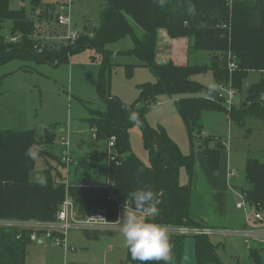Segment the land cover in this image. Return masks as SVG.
<instances>
[{"label": "trees", "instance_id": "1", "mask_svg": "<svg viewBox=\"0 0 264 264\" xmlns=\"http://www.w3.org/2000/svg\"><path fill=\"white\" fill-rule=\"evenodd\" d=\"M102 1L105 6L100 11L98 26H93L91 33L85 30L71 44L65 39L57 42L37 36L41 23L30 18L25 8L12 9L11 0H0V26L7 20L12 23L9 36L0 35V64L33 58L59 65L86 48L99 52L103 59L98 94L106 102L107 108L105 111L93 110L87 121L96 134V140L109 142L111 137H116L114 151L118 154V161L95 154L78 158L73 170L75 176L82 170L92 174L95 179L85 177L72 181L70 194L79 213L85 216L90 212L106 210L110 218H114V203L108 200L111 192L133 209L132 194L148 186L158 201L154 205L157 213L151 216L156 222L170 226L201 225L189 217L191 184L183 185L179 179L183 167L190 179L193 175L196 148L193 133L199 134L197 147L204 150L211 169L217 172L225 146L221 140L211 136L203 138L202 113L207 110L224 111L232 121L242 125L248 117L264 120V76L247 87L246 104L228 108L216 88L209 94L210 86L195 80L194 75L211 70L217 83L229 79L233 88L241 91L250 71L264 72V0H232L231 3L228 0H166L163 7L155 0ZM42 4V0H31L33 13L40 16L36 12ZM129 17L142 30L141 34L131 24ZM49 24L51 31L53 26ZM44 31H48L46 26ZM14 36L18 37L16 42L10 40ZM127 36L132 37L133 47L120 54L136 56L157 76L156 82L139 85V96L131 103L112 95L110 78L106 79L107 69L111 70L116 65L112 59L114 52L108 46ZM167 37L171 41L189 39L190 48L212 52L210 64L191 65L172 57L167 59V42L163 40ZM159 49L164 50V56H159ZM228 53L237 62L232 72L228 69ZM125 67L126 75L132 77L135 64ZM162 94L178 97L177 108L192 139V150L188 154L182 152L163 126L148 124L149 107ZM130 112L137 113L140 118L138 126L149 154L150 166L131 151L130 130L137 124L129 120ZM55 140L52 127L42 137L35 129H0V219H55L66 196L64 172L49 166L44 169L43 181L30 180V172L36 164L33 149L38 144L51 145ZM29 150L31 155H28ZM40 154L53 156L48 151H41ZM57 159L62 165L60 157ZM245 172L250 187L242 191L250 202L264 211V162L248 158ZM18 235L17 229L0 227V264H25L27 246L33 241L27 231H23L20 238ZM170 236L172 264H182L185 241L189 237ZM192 238L196 241L197 264L217 261L215 246L209 236ZM250 255L257 264H261L257 251H252ZM127 261L139 264L132 260L129 251Z\"/></svg>", "mask_w": 264, "mask_h": 264}, {"label": "rangeland", "instance_id": "2", "mask_svg": "<svg viewBox=\"0 0 264 264\" xmlns=\"http://www.w3.org/2000/svg\"><path fill=\"white\" fill-rule=\"evenodd\" d=\"M42 3L36 12L40 16L33 13L31 0H11L10 3L12 9L25 8L30 18L38 24L42 23L38 26L37 36H40V33L44 36L47 22L58 26L59 24L55 22L57 15L67 9H69L73 25L77 23V28L82 29L81 33H84L90 25L98 26L100 11L105 6L102 0H42ZM129 21L141 34L142 30L131 17ZM11 24V20L5 21L0 26V35L9 36ZM58 30L63 36L65 35L64 27ZM51 33L57 35V30L52 28ZM174 44L177 52L174 54L175 60L185 62V45L183 43ZM132 47L131 36L108 46L114 52L112 59L116 64L111 70L106 71V79L110 78V92L127 103L134 102L138 98L140 84L157 81L155 73L141 64L136 56L120 54L121 51ZM159 53L160 57L164 56V50L159 49ZM211 53L208 50L191 48L188 62L191 65L210 64ZM102 59V55L94 48H86L72 54L67 61L59 65L39 62L33 58L11 60L0 64V129H35L39 137H42L46 130L52 127L57 136L61 134L68 137L73 157H89L95 154L105 158L110 150L109 142L96 140L87 121L93 110L105 111L107 108L106 102L98 94ZM128 64L136 66L134 75L130 78L126 75L125 65ZM263 76L262 71H250L241 91L236 92L234 102L237 105L244 102L248 85L258 82ZM194 78L207 86L215 85L227 107L231 108L234 105L229 106L227 103L229 101V79L217 83L211 70L196 74ZM215 115H222V123L216 120ZM147 121L153 127L163 126L179 144L183 153L191 152V135L178 111L175 97L166 94L159 95L149 107ZM201 122L203 138L211 136L224 143L225 147L222 151L228 153L231 166L237 170V175L232 178L236 186L240 189H248L250 185L246 180L245 172L248 158H256L264 162V120L248 117L242 125L237 121H232L229 114L224 111L207 110L202 113ZM60 128H64V131L60 132ZM193 135L197 149L200 136L196 132ZM130 143L131 151L150 166L149 154L144 147L142 131L138 125L130 130ZM41 151H48L53 156L40 154ZM61 154L62 146L57 143V140L51 145L38 144L35 146L33 156L36 164L30 172V180L43 181L44 169L49 166L65 173L64 167L57 159ZM181 173L182 180L189 178L186 176L185 179L183 169ZM85 177L95 181L92 174L82 170H79L76 176L72 174L70 180L77 181L78 178L84 179ZM87 234L88 232L84 230L70 229L69 245L74 250L69 252L51 240L32 242L26 249L25 264H65L66 262L121 264L127 260L128 249L121 231L95 232L92 233L91 238H88ZM209 238L215 246L217 256V261L212 264H257L240 237L210 235Z\"/></svg>", "mask_w": 264, "mask_h": 264}, {"label": "built area", "instance_id": "3", "mask_svg": "<svg viewBox=\"0 0 264 264\" xmlns=\"http://www.w3.org/2000/svg\"><path fill=\"white\" fill-rule=\"evenodd\" d=\"M230 3L232 0H228ZM57 23L64 27L65 35L63 38L69 43L74 44L81 36V30L73 25L69 9L62 11L56 17ZM224 27L226 25H223ZM12 42L18 40L17 36L11 37ZM228 69L232 72L237 67L235 57L228 53ZM229 101L230 105L233 104V97L237 90L233 88L231 81L229 82ZM221 89L222 86H220ZM230 108V107H229ZM60 132L64 131V128H60ZM57 136V135H56ZM95 137L96 134L93 133ZM57 143L62 146V154L60 156L61 163L65 171V185L66 196L60 205V208L52 220H8L0 219V227H11L19 231L18 238L23 234V231H27L30 234V239L33 242H42L43 240H51L58 246L64 247L66 250H74L69 245L68 233L72 228L84 230L90 234L95 232H118L121 231V217L123 215L125 206L129 211L133 210L129 203L121 202L115 193H110L108 200L114 203L113 214L114 218H110L109 213L106 210H97L87 213L85 216L81 215L78 211L73 196L70 194V186L72 181L70 176L73 171V167L78 164V158L72 156L70 147V141L67 136L61 134L56 137ZM116 137L113 136L109 140L108 159L110 161H118V154L114 151ZM236 170L230 172L234 175ZM239 200L236 203V207L244 211L246 215V224L242 228H211L203 225H183V226H168L170 234L182 235L187 237H195L198 235H221V236H238L241 237L243 243L249 253L257 251L260 255L261 264H264V211L259 210L255 204L247 199V195L240 191L237 193ZM122 232V231H121ZM65 264H91V263H71ZM104 264V263H103ZM121 264H131L129 261L122 262Z\"/></svg>", "mask_w": 264, "mask_h": 264}, {"label": "crops", "instance_id": "4", "mask_svg": "<svg viewBox=\"0 0 264 264\" xmlns=\"http://www.w3.org/2000/svg\"><path fill=\"white\" fill-rule=\"evenodd\" d=\"M45 26L48 29V31H46L47 33H44V36L40 33L41 34L40 37H45L46 39L55 40V41L64 40L62 37L63 36L62 33L60 32V30H58L62 28L61 26L59 25L54 26L53 24H51V26H53V28L57 30V35L52 34L51 31L49 30L50 28L49 22H47ZM75 26L78 27V24L75 23ZM81 31L83 30L81 29ZM163 40L167 42V47H166L167 59L171 57L174 60L176 59V57L174 56V54L177 53L175 51L176 46L175 44L173 45V43H178V44L183 43V45H185L184 51L186 53L185 63L188 62V55L191 49L189 47L191 42L189 39L182 38L171 41L167 37V39L163 38ZM175 100L177 103L178 97H175ZM243 103H245V101L244 102L242 101L241 104L237 105L234 102V97H233L234 105L239 106L242 105ZM221 116L222 115H215L216 120H218L220 123H222L223 120ZM204 134L206 135L207 132L205 131ZM194 156H195L194 171L191 179L185 167L181 168V170L182 169L184 170L185 179L187 178L186 176H188L189 178H187V180L184 179L182 180L181 170L179 177L181 184L183 185L188 183L191 184L192 190H191L189 217L205 227L219 228V229L220 228L238 229L244 227L246 224V215L244 211L236 207V203L239 200L237 193L242 191V189L238 188L232 179L237 174L236 173L234 175L230 174L232 170H236V169L231 166V161L229 159L228 153L226 154V151H221L220 166L217 172H214L211 169L206 154L201 147L197 149L195 148ZM72 174H74V171H72ZM217 236L221 237V235H217ZM240 239L242 238L240 237ZM69 251L70 250H66V252Z\"/></svg>", "mask_w": 264, "mask_h": 264}, {"label": "clouds", "instance_id": "5", "mask_svg": "<svg viewBox=\"0 0 264 264\" xmlns=\"http://www.w3.org/2000/svg\"><path fill=\"white\" fill-rule=\"evenodd\" d=\"M155 2L163 7L166 0H155ZM215 90V85L210 86L209 94ZM129 120L137 125L140 124V118L135 112H130ZM31 154L29 150L28 155ZM132 195L133 210L129 211L126 205L121 217L124 243L132 260L138 261L139 264H148V262L172 264V242L168 226L151 218L153 213H157L154 205L158 201L154 191L146 186Z\"/></svg>", "mask_w": 264, "mask_h": 264}, {"label": "water", "instance_id": "6", "mask_svg": "<svg viewBox=\"0 0 264 264\" xmlns=\"http://www.w3.org/2000/svg\"><path fill=\"white\" fill-rule=\"evenodd\" d=\"M92 25H90L88 29V33L92 32ZM82 148L81 145H79ZM88 238H91V234H87ZM182 264H197V256H196V241L194 238L189 237L185 241Z\"/></svg>", "mask_w": 264, "mask_h": 264}]
</instances>
